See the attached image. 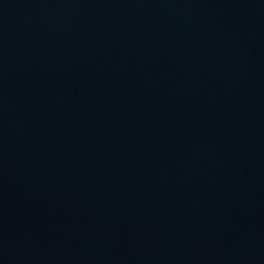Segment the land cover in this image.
Masks as SVG:
<instances>
[{"label": "water", "instance_id": "95a60500", "mask_svg": "<svg viewBox=\"0 0 264 264\" xmlns=\"http://www.w3.org/2000/svg\"><path fill=\"white\" fill-rule=\"evenodd\" d=\"M0 264H264V0H0Z\"/></svg>", "mask_w": 264, "mask_h": 264}]
</instances>
